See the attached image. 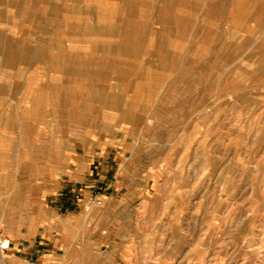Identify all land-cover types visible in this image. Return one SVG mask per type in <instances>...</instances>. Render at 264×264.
Instances as JSON below:
<instances>
[{"label":"rangeland","instance_id":"rangeland-1","mask_svg":"<svg viewBox=\"0 0 264 264\" xmlns=\"http://www.w3.org/2000/svg\"><path fill=\"white\" fill-rule=\"evenodd\" d=\"M92 161L68 264H264V0H0V238Z\"/></svg>","mask_w":264,"mask_h":264},{"label":"crops","instance_id":"crops-1","mask_svg":"<svg viewBox=\"0 0 264 264\" xmlns=\"http://www.w3.org/2000/svg\"><path fill=\"white\" fill-rule=\"evenodd\" d=\"M104 162H97L96 166H92V161L87 170H83L82 176L72 177L74 183L58 194V205L46 211L48 215L45 220L48 224L38 226L34 235L11 238L9 251H0L6 259L0 264H68L78 260L76 255H71V251L74 246L84 243L85 236H72V228L75 229L77 224L83 227L91 216L84 206L87 196L97 192L106 197L111 188L112 182L108 179L110 174L104 169ZM120 252L118 260L111 261L110 264H132L124 250Z\"/></svg>","mask_w":264,"mask_h":264},{"label":"built area","instance_id":"built-area-1","mask_svg":"<svg viewBox=\"0 0 264 264\" xmlns=\"http://www.w3.org/2000/svg\"><path fill=\"white\" fill-rule=\"evenodd\" d=\"M86 202L90 205L100 207L102 206V203H103L102 196L97 192L91 193L90 195L87 196ZM10 246H11V243L9 239L4 238V237L0 238V251L2 253L8 252L10 249Z\"/></svg>","mask_w":264,"mask_h":264}]
</instances>
